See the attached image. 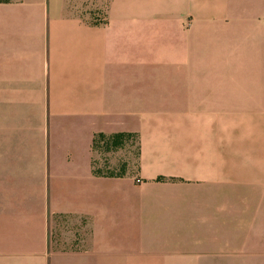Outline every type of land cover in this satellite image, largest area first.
Here are the masks:
<instances>
[{
  "label": "crops",
  "instance_id": "crops-1",
  "mask_svg": "<svg viewBox=\"0 0 264 264\" xmlns=\"http://www.w3.org/2000/svg\"><path fill=\"white\" fill-rule=\"evenodd\" d=\"M0 264H264V0L0 2Z\"/></svg>",
  "mask_w": 264,
  "mask_h": 264
},
{
  "label": "rangeland",
  "instance_id": "rangeland-1",
  "mask_svg": "<svg viewBox=\"0 0 264 264\" xmlns=\"http://www.w3.org/2000/svg\"><path fill=\"white\" fill-rule=\"evenodd\" d=\"M212 40L211 32H210V41ZM212 68V67H211ZM241 67L237 64H227L225 66V73H238L241 72ZM164 72V71H163ZM202 72V66H195V73ZM137 140L135 137L128 139L125 141V144L122 148L111 151L108 153L95 151L97 155L96 164L101 165L102 168L110 166L109 171H113L118 173L122 170V168H135L136 159H137ZM112 163H117L115 166H111ZM97 167V165H96ZM52 226V240L53 246L61 247V239H63L62 234L66 233L71 225V222L66 217H57L53 219Z\"/></svg>",
  "mask_w": 264,
  "mask_h": 264
},
{
  "label": "trees",
  "instance_id": "trees-1",
  "mask_svg": "<svg viewBox=\"0 0 264 264\" xmlns=\"http://www.w3.org/2000/svg\"><path fill=\"white\" fill-rule=\"evenodd\" d=\"M10 0H0V2H9ZM135 134L132 133H115L111 135H105L103 133H98L94 136L92 141V149L93 151H100V152H111L118 150L122 148L125 144V141H127L130 138H133ZM93 174L97 176H123L126 174V168H122V170L118 173H115L113 171H109L108 167L104 168H94Z\"/></svg>",
  "mask_w": 264,
  "mask_h": 264
}]
</instances>
